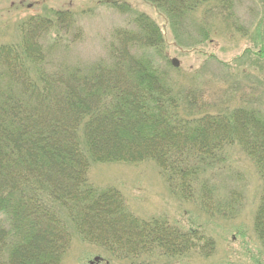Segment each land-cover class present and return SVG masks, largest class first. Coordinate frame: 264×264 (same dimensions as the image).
Here are the masks:
<instances>
[{
  "label": "trees",
  "instance_id": "trees-1",
  "mask_svg": "<svg viewBox=\"0 0 264 264\" xmlns=\"http://www.w3.org/2000/svg\"><path fill=\"white\" fill-rule=\"evenodd\" d=\"M147 1L181 47L189 46L181 33L190 23L199 41L211 34L208 17L237 23L236 0ZM111 6L129 11L126 4ZM205 7L213 16L196 24L192 16ZM19 31V44L0 46V264H60L70 229L124 260L210 255L211 239L158 219L138 220L118 190L94 187L87 172L92 162L153 161L175 195L224 214L226 200L201 175L228 145L251 158L261 179L254 230L264 252L263 113L203 111L195 90L174 84L168 62L160 66L146 55L162 51L164 41L144 14L131 29L113 32L107 59L87 65L57 57L82 37L71 12L32 16ZM261 36L258 56H264ZM237 196L230 192L228 202Z\"/></svg>",
  "mask_w": 264,
  "mask_h": 264
},
{
  "label": "rangeland",
  "instance_id": "rangeland-1",
  "mask_svg": "<svg viewBox=\"0 0 264 264\" xmlns=\"http://www.w3.org/2000/svg\"><path fill=\"white\" fill-rule=\"evenodd\" d=\"M114 3L126 4L129 11L120 12L111 6ZM53 11L71 12L82 29L81 39L60 50L59 60L87 65L107 59L113 32L131 29L133 19L144 14L159 27L164 41L162 51L151 49L146 55L160 66L168 62L174 84L195 90L203 111L215 114L247 107L264 114V56L257 55L264 34V0H236L234 26L228 18L208 17L211 34L206 41H199L196 25L190 23L181 33L187 47L178 46L166 17L147 0H0V46L19 44V27L24 21ZM209 15L213 16L205 7L192 20L200 24ZM173 59L177 67L172 66ZM221 154L222 160L206 168L201 177L209 179L220 200H226L224 214L204 210L196 199L175 195L153 161L92 162L87 172L94 187L118 190L138 220L158 219L211 239L214 249L210 255L191 251L171 258L155 253L124 260L87 244L70 229V245L60 264H264V252L254 230L261 179L254 162L238 145L224 147ZM230 192L238 196L228 202Z\"/></svg>",
  "mask_w": 264,
  "mask_h": 264
},
{
  "label": "water",
  "instance_id": "water-1",
  "mask_svg": "<svg viewBox=\"0 0 264 264\" xmlns=\"http://www.w3.org/2000/svg\"><path fill=\"white\" fill-rule=\"evenodd\" d=\"M172 66L174 67H177L178 66V62H177V60L176 59H173L172 60Z\"/></svg>",
  "mask_w": 264,
  "mask_h": 264
}]
</instances>
